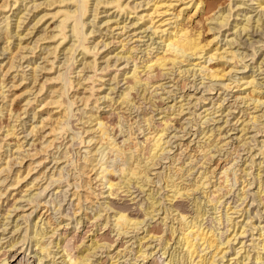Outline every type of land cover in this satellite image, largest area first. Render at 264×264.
I'll use <instances>...</instances> for the list:
<instances>
[{
    "label": "rangeland",
    "instance_id": "rangeland-1",
    "mask_svg": "<svg viewBox=\"0 0 264 264\" xmlns=\"http://www.w3.org/2000/svg\"><path fill=\"white\" fill-rule=\"evenodd\" d=\"M107 1H111V0H107ZM201 1L203 2V4L205 6H206V4L207 5L209 4V7L208 6H207L208 8L206 7L207 11L205 10L206 12H204V14L201 13V12L200 13H197V12L193 13L194 8H189V9L185 10V12H187L186 13L187 15H184V16H189V14H190V16H189L190 18L189 17L188 18L191 19V20H188V18L186 19V21H188V22H186L187 26H191V28L188 27L189 30H191L190 32L192 34H196V32L200 31L201 35L199 37V40H200V42H202V43L204 42L205 43V42H207L208 40H210L212 38V31L207 30V27H208L207 24L210 25V26L211 25L213 26V24H214V21L211 24V22H209L207 20V18L211 17V16H208V15H211L212 12H213V14H215L219 10H222L225 7V5L227 4L228 0H201ZM230 1H231V5H232V9L233 10H231V12H230L231 13V17L228 19L229 20L227 22L228 25H226V27L224 26L221 29H219V31L215 30L216 35L218 34V37H217L218 39L217 40L220 41V43L218 42V46L222 45L223 47L227 48V45H225V41H226L225 39H229L232 36H234L235 34H237L239 31H241V30H239V31L235 30L236 33L234 34L233 33L234 29H229V28L232 27V23L234 25V21L233 20H235V18L238 21L237 29H238V27H241L243 23H246V20H244V19L248 15H250V19L252 20V21H250V19H249V21L252 22V23H250V22L248 23V27L250 29H247L244 32L243 31L239 32L238 33L239 37H237L238 35H236V37H235L236 41L234 40V42H232L234 45L230 44L231 47L229 46L230 50H232V51L238 49L236 51L237 54H239L240 56H243V59L241 61H238V63H236V68H237V69L235 68L236 72H233V74H232V76L234 78L231 79L232 78L231 77L230 78L231 80L228 81V84L231 83V85H230L231 87L229 89H226V90L225 89H221V88L219 89L218 83L221 82V81L218 82V81L215 80V82L214 81L213 82H214V84L215 83H217V84L212 85L213 88L215 87V90H211V92H207V91L204 90L203 86L208 84L209 80L200 78L201 76L198 75L197 72L195 74H193V72H192L193 70L191 72L189 71L190 73H192V75H188V73H189L188 72L187 74L185 73V74H183V76H181V75H177L178 71L176 72L175 68L171 72L170 71L168 72V69H163L164 73H165V75H164L163 70L159 69L158 67H156L158 70L156 68H152V71L150 70L152 73L149 71V74L147 73L148 74L147 75L145 73L146 74L145 75L144 72L141 71L142 70L141 67H139L138 75L142 78L141 79V84L144 83V82H147V81L150 82L147 85L148 86L147 87L148 90H147V92H145V95H146L147 98L151 97L150 99H152V97H153L152 102L154 103V105L155 104L156 105L152 109V108H150L152 106L147 101L148 99L146 101L140 100V96H138L137 94H139L140 89H142V87L136 85L135 89H136V87H138V88L136 90L134 89L133 91H130V93H134L133 95H134L135 101L137 100L138 103H140V104L138 105V103H137L138 107H131L132 105H130L129 107H131V108L127 109V111H126V108H124L123 110L126 111V113L124 111L122 112V109L119 110L118 107H120V106L116 105V104H118V102H117L118 98L117 97H119L120 92H122L124 87H126V85H127V84H123V83L126 82V80L128 81L130 79V75L129 74L131 73L130 70L133 67L132 64L133 63L139 64L141 62V60L146 57V55L144 56V51H146L145 49L147 48V47H145V44H146V46L149 45L148 48H147V51H146L147 53L149 51V53L147 55L148 57H152L156 53H158V52L160 53L161 52L160 51L161 49H159L161 44L158 45V43H157L158 39H155V37L153 35L150 36L148 34L149 32L145 31L144 33H139L135 37V38L141 37L140 38L141 41L132 42L134 40V37H132V39H133V40L131 39L132 41L129 38V37H131L130 34L133 31V30L130 31V29L132 27L126 28L125 32L123 31L122 33H119L120 29H115V30L112 29L111 30V28L115 27V24L112 23L114 20H117V22H119L118 26H121L122 25L121 21H123V19L125 18V15L123 16L124 18L121 17V15L113 17L114 13H112V12H114V8L112 9L111 5H105L106 7L103 6V5L102 6L99 5L98 11L100 13L95 18V20H94L95 22L92 23L93 21H91V20H93V19H92L91 15H92L93 12L91 10L93 9V7H92L93 5H92V3L91 4L89 3L87 5L89 9H87L88 11L85 14V16L82 17V18H84L83 21L87 20L85 22V26H84L83 31L85 33L87 32V34H88V32L93 31V33L91 32V33H89V35H87L88 36L87 37L88 40H86V42H85L87 46H92V44L94 45L95 42H97V41L99 42V40L102 41L101 43L99 42L100 44L98 43L99 45L96 46V48H98V47L99 48L98 49L95 48L96 50L94 49V52L97 51L96 54L98 53L95 56V58H96V64H98L99 68L101 67L100 70L97 69L96 72H93V71H89V69H88V70L79 72L78 70L81 67V65L79 64L80 61H78V60L80 59V57H81L80 55L81 54L76 56V58H75L76 61H72L71 60L69 62V67H66L67 64L65 65V63L63 64L64 65L63 66L62 65V61L64 60L63 59L64 57H63V55H61L62 54L61 51L58 53L57 58H55V60L52 59L51 57L46 58L47 59V63L44 64L46 62V60L43 57L46 55V53H44L45 50H43L42 47H46L49 44L50 45L49 47L52 48L53 45L55 46V44H57L58 40L60 42V39H59L60 36L58 35L59 32H58V29L55 30V26H56L55 24L59 22V19L61 17L60 18L58 17V15H60V14H58L57 17L55 15L52 16V14L55 13L57 10H62L64 8H66V6L69 5V4L58 3V2H56L54 0H23V1L22 0H18L13 6V0H7L6 1V3L9 2L10 4L8 3V5H11V6H8L4 11L0 10V13H1L0 14V18L3 15H6V16L8 15V17H9L8 20H7V21H9V27L8 28L11 27L10 29H14L15 23L17 21V17L15 16V13H17L20 10V13H19L18 16L21 17V15L23 14L22 18H20L22 23L20 24V27L17 29L20 36H18V39H16V36H14V37L9 39V44H10L11 49L18 42V47L17 46L15 47V49H16L15 51H16V55L17 56L20 55L19 56L20 59H19V63L15 62V64H17V65L21 64V67L18 66V68L16 67V68H14V70L12 68L11 69L12 72L10 71L11 74L9 76L6 75L5 78H2L1 74L3 72H0L1 73L0 74L1 81H4V84L9 85V83L11 82L12 75L17 74V75H15V78H16L15 80L16 81L13 82L16 85V84H20L19 81H17L18 78L20 79V76H25L26 75V77H24L25 79L22 80L23 82H21V85H19L18 87H15V88L13 87V88L9 89L8 86H6L5 88H3L4 90L6 88L8 89V91H9L8 92L9 94L7 93L8 94L7 95L8 98H11L10 95L13 92H15V94H18V93L23 91L22 86L28 84L29 81L27 82V80H28V77L30 75L29 73H31L30 72V68H32V67H35V66H37L39 64L41 66H43V65L46 66L45 71L40 70V71L36 72V74L38 73L37 74L38 75L37 82H39V83L44 81L45 77L54 76L59 71H60V73L62 71H63L62 73H64V72L67 73V72H69L68 70L71 69L72 71L70 70L71 72L69 73L71 81L74 80L75 82L74 81L73 82L76 83L77 82V75H79L78 78L79 79L81 78L79 80L81 84L83 82V85L86 86V87L87 86L89 87V84L90 85L91 84L94 85V89L90 90V92H86V94H89V93H92V91H94L92 93V95L94 97L93 96L90 97L92 99H91L88 107L87 108L83 107L81 105V103H79L78 101H77L78 103L76 102V104L73 107L74 110H73L72 113H74V114H72V115L74 117L72 115H70L69 118L71 116L72 117L70 118V120L68 119V121L71 122L70 126L72 127L73 130L76 131L78 128L80 130L82 128L83 129L86 128L84 126V124L82 123L83 121H85V120H83L84 116H86V114H83V111H87V115H88V110L92 106L91 102H94L95 97L97 96L96 98L100 99L98 101V103H96V105L98 107H97V109L93 108L92 110H94L96 112L94 113V111H93L92 113H94L95 115L98 114V117L100 116L99 118H103L104 120L105 119L107 120L106 125L107 124L109 125V126L107 125V130L110 129L109 130L110 132L109 131H107V132H109L110 133L109 135L112 136V137L115 135L113 137V139L115 138L116 139L115 141L118 142L119 145L121 144V146H122L121 140L123 138V135L125 134V133L121 134V131H119L120 130V126H122L123 130H125L129 126V124H131V126L134 129V131L136 130L135 134L138 137L137 139L138 140H142V135L145 133V131L143 132L142 130H143V128L145 129V127H147V124H148V122L147 123H143V122H145V121H143V120L146 119L145 117H148L146 115L152 116V120H150V123H152V124H150V123L149 124L152 125L154 127V129H156V131H158V129H160V130L164 129L165 126H166V123H169V125H167L165 130H164L165 133L163 132L165 136L163 135L162 139L164 141L169 139L170 143H168V144L166 143L165 146L162 145V147H164V148L166 147V148L164 150V153H162L163 156H162V154L160 156V157H162L160 159L161 161L159 160V163L156 165V167H153L154 168L153 170H149L147 175L149 176V181L148 182H150V183L148 184V182L142 183L141 181H138L139 182L138 185L142 184V188H143L144 191L143 190H139L135 185H132V182H131V185L134 186V187H132L129 184L130 186L128 185V187H129L130 190H129V192H125L126 191V185L124 186V182L122 183L121 180H118L119 178H117L118 177V173L117 172L113 173L112 177H110L109 175H106V178L109 177L112 181L121 183L125 189L124 188L121 189L122 185H117L116 187H113L114 190L112 189L113 190L112 191V195H108L107 187L100 185V186H98V189L100 190V192L102 194L99 195L98 198L95 199V198H92L90 196V198H88V202L84 201L83 198L80 199V201H78V206L82 208L81 211H80L78 206L76 207V209H74V205H75V203H77V200L75 199V197L73 199L71 197V195H72V193L74 192V190L76 188H77L76 190H79V191H76V193L79 192L78 194H80L81 191H82L83 193H81L80 195H85V193H84V188L85 187H84L83 184H84V181L86 180V178L84 177L85 175H81L79 173H78V175H73L72 173L77 174V172H78L75 169L74 166H75V163H77V165H78V164H81V162H82L81 156L84 154L83 151L85 149L84 146H86L87 137H85L86 136L85 133L84 134L82 133L83 129L81 131L78 129L77 131L79 133L80 132L82 133V134L80 133L82 139L79 138V140L81 139L79 141L77 138H75L74 139L75 141L72 140L73 141L72 142L70 140L71 132L67 131V133H65V136L63 135L60 138L58 137L56 139L57 141L55 140V145L59 144V146H60V148L58 149L59 151L62 150V149H63L62 151H64V149L69 151L68 152V156L71 155L70 158L73 159V162L69 161V163H65L66 164L65 166H64V163L59 164V166L57 164H54L53 163L54 161L51 160L52 159L51 154L56 152L57 150L55 148L52 149L50 151V154L47 156V159L45 158L46 160H44V162L42 163L43 165L36 166L34 171L32 172V175H31L32 177H30L29 179H25L27 181H24L22 183V185H24L26 183H29L31 181V179L34 177V175H36L38 170H41L43 172L44 176H41L42 178L41 179L39 178L36 182H34V184L32 183V185H31L29 183L26 186L27 188H29V186H30L31 189L29 188L27 190L26 187H22V189L25 190V191H23V193H22L24 195L23 198L20 199L19 195H15V194H17L18 190H14V192H13L14 195L12 196L11 195L12 191H10L9 189L7 190V187H8L7 185L10 183L9 181L12 179V172L14 173V170L18 168V165H16L14 163L15 162L14 158L18 154V152H16V151H20L19 154H18L19 156H17V159L20 158V157H23L24 158L23 160L25 161L26 158L22 154L23 153L25 154L26 151L30 150L31 142L33 143L35 141V138H36L35 132H33L35 135L33 133L31 135L28 134V132L30 131L29 129H31L29 127L32 126V125L38 124V121H39L38 120L39 119L38 118L39 112H37V110L39 108H35L34 110H33V108L34 107H38L39 102H41L42 99L45 97L46 93L44 92V90H45V87L46 88L48 87V84L45 83L46 86L44 87V90L41 91L42 93L39 94L40 96L39 95L36 96V98L38 100L36 99L35 101H32V103H31V100L34 98V96H33V95H35L34 93H37L36 88H38V85H35L36 88L35 87L32 88V89H35V90L34 91L32 90L31 94L29 92L27 95H22L20 97H17L15 99V101H13L14 103L12 104L13 105L12 108H14L16 110L17 109L18 110L19 109H21V110L23 109L22 111L19 112L20 113L19 118H17V120L13 121L14 119L13 118H9L8 112L5 111V110H2V112L0 114V138L5 134V129L10 128L11 125H14L12 130L15 131L14 132L15 136L18 135L17 136L18 140L20 139L19 143L22 144V145L20 144L21 145L20 149L25 151V152H23L21 150H18L16 148L17 146L14 144L15 143V139H13L11 137L6 139L5 142H2V144H3V145H1L2 149H0V153H1V156H2V157L0 156V159L2 158L0 160V163L1 162L3 163V161L5 162V160L8 161L10 159L8 162H9V165L11 167L9 173H8V171H4L5 173L2 172L0 174V191L2 192V194H4V195H2V197L0 199L1 200L0 201L1 202L0 203V206H1L0 207V215H1V213L3 214L4 210H6L13 203L14 200H12V199L14 197H16L15 200L18 199L14 203V207H16V208H12L13 210L9 209L10 210L9 213H11V214H9V218L6 217L5 219H3L2 215L0 216V261L3 258L10 259L9 256L11 255V253L13 251H9L7 245L9 244V242H11L10 240H13L15 242H19L20 241L19 239L22 238V235L27 236L26 238H24L25 236H23L24 243H25L23 245V249L26 248V252L25 253L29 254V251L31 249L32 250H33V248L35 249V247L33 245L34 242L31 239L32 236L34 235L33 233L39 232V230L42 229V230H45V231H43L44 233L47 232V234L45 235L46 237L44 236V239H42V241H45L46 243L49 244L48 248H50V251H52V252H59L62 249H65L66 252H68V253L71 252L69 254L71 256H73V257L74 256L77 257L79 255H86L91 260V262L93 264H112V263H114V264H129L130 263L131 264V263H133L135 255L138 254V253H136V250L138 249L137 247H140V245H143L144 242L147 241V237H146V241H145V239H144V241L142 239L140 241V245H138V240H136L135 237H134V235H136V234H134L135 232L131 233L130 230H129L130 233L128 232V234H125L126 236L122 235V234L117 235L116 231L114 232V230L116 228H113V225H112L113 223L111 221L112 211H116V210L120 211L121 209L122 210L125 209L123 212L126 213L128 216L131 215L129 217H131V218L134 217L136 219H144L143 217H145V216H144V212L143 211H144V208H145L146 204L150 201V200L147 199V196H148L149 193L153 192L152 193L153 199L154 200L159 199V201L158 200L156 201V202H159L158 205L155 204L156 206L154 207V208H156L155 210H158V214L154 213L155 217L153 216V219H149L148 216H147L148 218L145 217L146 219H145V221L143 220L144 222L142 221L143 222V223H141L142 225L140 224V226H138V227H141L142 229L140 228L141 230H138L137 236L138 237L143 236L145 234V228H146L148 230L149 234H154L155 235L157 233L156 236H160L161 237V235H162L161 239L168 238L169 231L166 230L165 228L167 226H169V224H171L170 223L171 219H169V220L167 219L166 220L165 223L168 224L166 226L163 225V222L161 221V217L163 215L162 214L163 209L166 206H169L168 201L164 199L165 189L161 188L164 185V180H165L164 177H163L164 175L162 176L163 171H164L165 176L168 174L167 171H168L169 167H167V166L169 165V162H170V158H168V157L169 156L171 157L175 153L179 152V150H178L179 149V144H177V143H182L183 142L182 143L183 146H181V149H184L185 144H187L188 145V147H187L188 149L187 150H191V149H192L191 151L196 150L195 149L197 147L196 144L197 145H201L203 143V140H205L204 137L206 138V136L209 135V132H207V131L210 130V129H212V130L214 129L213 130L214 135H217V133H219V136L216 137V138H218L217 142H220V143H218V145H219L218 147L222 148V149H220L218 151H215L218 148L210 147L211 148L210 151L212 150L211 152H212V155H213V157H212L213 161L210 164L214 163L212 167H214L215 165L220 163L223 160V157H225L224 155H226L227 152L228 153L230 152V154H229L230 156H228V159H231V161L229 162V164L233 163V164H237V167H240V168H247V167H249V168L245 169L246 175L243 174V172H240V170L236 172V176H238V178H239L238 179L239 181L237 180L236 183H235V181H233L234 179H232L233 178L232 177L233 174L231 172L230 173L232 174V176L228 172L229 176H228L227 180H225L226 178H225V176L223 174H219V173L216 175V177L211 178L212 181H215L216 183H220L221 184L222 188H221V191H219V193L221 192L222 194H225V192L227 191V194H225L224 197L222 198L221 204L219 205V208L217 210L218 212L217 211L213 212L212 209H209V206H205V208L208 207V208L205 209V210H208V211L207 212L205 211L206 213L203 216L205 218L204 221H203V223H204L203 225L206 226V228L210 227L209 225H212V226L215 225L214 227L218 228L217 231L223 232V234L226 232L224 235H227V234H230V233L232 234L233 232L230 231L232 228L229 231H225L227 222L224 221V218H223L224 222L222 223L223 225L222 224H220V225L216 224L215 219L217 217L219 218L220 217L219 215L220 214L222 215L224 213V210H225L224 208L225 207L230 206V207H232L231 209H233L234 208V204L239 205L241 203V200L236 201V199L238 198L237 195L239 194L240 187L242 185H244L245 186L244 187L245 190L246 189L248 190V191L246 190L248 192V194H247V197L245 199V203H242L241 204L242 206L239 205L238 208L245 207V209L250 210L251 217H252L251 220H253L252 221L253 224L257 225V222H261L260 226H262V227L264 226V211H263L264 210V161H263L264 160V157H263L264 154H260L259 152H257L259 149L262 148L263 149L262 151L264 153V147H262L263 144L261 145L262 141L264 142V116H261L262 111L264 110L263 109L264 107H261V108L258 107L259 109L256 111L254 108H252L251 102L250 103L244 102L245 106L243 107V102H241V101H244V100H241L240 98H242L244 96V94H242V92H241V94H238L240 92V91L238 92L240 87L237 90L238 86L236 84L237 82L240 81V79L242 80V78H244L243 80L248 79L250 75L254 77L255 81L256 80L259 81L258 83H261V86L264 84V24L261 25V27H262V28L260 27L261 29L258 27V29L255 31L256 27H255V23H253V20H255V18L258 17V14H257V10L258 9L257 10L254 9L255 6H256L255 4H251L252 2H250L248 0H233V1L230 0ZM120 2H122V3L124 2L123 4L128 3L129 5L132 6V4H136L137 5L138 3H140V5H141L142 2H144V0H122ZM234 4H235V6H234ZM239 4H240V7H239ZM34 5L36 6V8H35ZM236 6H238V7H236ZM9 7H10V10L8 11ZM69 7L71 8V5H69ZM145 8H147L145 5H141L139 7L137 6L136 10H134L133 13H131L132 14L131 16H133L132 19L128 17L125 20V22H124L125 25H127V26L130 25L129 23L131 21L132 22L135 21L136 22V26L140 25L141 21L133 20V18H136V15L138 16L139 13L140 14L143 13V10ZM238 8H243V9L238 10ZM105 9L107 11H104ZM225 9H227V7ZM208 10H211L210 11L211 13ZM191 13L194 14V15H192ZM205 13H206V15H205ZM225 13L226 12H224V14ZM198 14H200V16ZM213 14H212V16H213ZM236 14H239V15L237 16ZM256 14H257V16H256ZM204 15L207 18H205ZM244 15H245V17H244ZM197 16H199V17H197ZM234 16H237V17H234ZM54 17H56V18H54ZM34 18H37V19H34ZM39 18H42V21L40 19V22H38L36 25H34V28L31 29V27H32L31 25H33V22H35V20H39ZM202 18H204V19H202ZM262 19H263V17H261V20ZM106 20L107 21L110 20V21H108V24L107 23L105 24ZM261 20H260V22H258L259 25L261 23ZM137 22H139V23H137ZM199 22H201V23H199ZM263 23H264V19H263ZM45 24H47V25L45 26ZM189 24H191V25H189ZM250 24H253L254 28L253 27L251 28L250 26H252V25H250ZM108 25L110 26V28H109L110 30L106 29L107 27H109ZM2 26H4V23H0V27H2ZM43 26H45V27H43ZM24 28H29V31L32 30V32L30 34H28V35H25ZM42 28L46 29L45 32L48 33V35H49V33H51L50 35L54 34L57 37H55L53 39L52 38L51 39L47 38L48 40L44 39L45 41L43 40V41L36 42L37 41L36 40L37 36L40 35V33H37V32L42 30ZM52 28L54 30H52ZM67 30H69V27H67ZM136 31H141V30L137 29ZM69 32L70 31H66L67 36H70ZM221 34H223L224 36H220ZM148 35L150 37H152V39L154 38L153 41H157V42H155L154 44L153 43L151 44L152 39L150 40ZM108 42H109V44L106 45L108 47H105L103 44H106ZM120 42L126 43L125 47H127V46L131 47V45H132V46H134L136 48L135 50H132L133 52L131 50L129 51L131 59L125 60L123 58V57L127 56V54L122 53L123 50L120 49V47H119V43ZM63 44L64 43H62L61 45H63ZM211 44H212V42L209 44V46H211ZM1 45H2V43L0 42V47H1ZM151 46H153V47H151ZM60 48H61V46L58 47V49H60ZM150 49L152 50L151 52H150ZM106 53H107V55L104 56ZM131 53H132V55H131ZM116 54L118 56L119 55H122V56L124 55V56L120 60L118 59L119 61H117L116 58L118 56ZM103 56H104V58H102ZM115 56H116V58H115ZM5 57H7L6 52L4 53V51H1L0 52V63L1 62L3 63V65H1L2 69L0 68L1 71H3L6 68V67L4 68V66L6 64L5 61L7 60ZM105 57H106V59L108 57H111V58L107 59L108 61H105ZM244 57H246V58H244ZM42 59H44V60H42ZM88 59H91V58H88ZM16 61H18V59ZM51 61H53L52 64H51ZM126 62H127V64H126ZM49 64L52 65V66H50ZM71 64H72V66H71ZM183 64H185V62ZM242 64L247 65V67H244V65H242ZM40 65L37 66V67H40ZM104 65H105V67L103 68ZM257 65L258 66L260 65L259 67L261 69L256 71V68L257 69L259 68V67H257ZM70 67H72V68H70ZM167 67L170 68V65H167L166 68ZM187 67H189V66H184L183 65L181 67V69H184V68L186 69ZM57 70H59V71H57ZM101 70H103V71H101ZM165 71H167L168 74H166ZM251 72H253V73H251ZM77 73H79V74H77ZM126 74H127L126 79H123V75L125 77ZM196 75H198V76H196ZM73 76H76V77H73ZM113 76L116 78L117 81H115V80L112 81L111 80L113 78ZM176 76H177V78L178 77H182V78L184 77L185 78V83L188 82L187 84H189L191 82L190 80H193L190 84L193 87L195 86L193 88L189 84L188 86L186 85L189 88H185L184 89V90H187V92L193 93L194 97L191 99L188 96H185L184 100L181 101V104H183L182 105V107H183L182 108V113H180L181 115L177 114L178 106H179V103L177 101L182 99L181 97H179L181 92L177 91L176 90L177 87L174 85L175 84L174 82L176 80H180L181 78L176 79ZM88 77L90 79L92 78L91 81L94 80V82L93 83L90 82V79ZM86 78H87V80H86ZM3 79H5V80H3ZM173 79H176V80H173ZM118 80H119V82H118ZM142 80H144V82ZM200 80L203 81L202 85L200 83L202 81H200ZM116 82H118L117 85L115 84ZM193 82H195V83L192 85ZM226 83H227V80H226ZM137 84H139V83H137ZM150 84L151 85L154 84L153 87H151ZM160 84H161V87L158 86ZM211 84H213V83H211ZM155 85H157V86H155ZM198 85H199V87H198ZM149 86H150L151 89L149 88ZM29 87H31V85H29ZM157 87H159V88H157ZM241 87H243V86H241ZM263 87L264 86H262L260 89H261V91H263V94H264V88ZM99 88H101V89H99ZM110 88H112V91H110ZM98 89H99V91H96ZM231 89H233V90H231ZM235 90H237V91H235ZM224 91H227V92H224ZM68 92H69V96H71V94L74 93L70 89H69ZM4 94H6V93H4ZM105 95L108 96V98L110 96V99L115 101L116 104L114 103L113 107H110V108H108V106L105 107V105H106L105 101L107 99V98L103 99V96H105ZM133 95L130 94V97L133 98ZM201 95L204 98H208V99H203L204 101L200 100L201 102L199 100L195 101V99L197 97L200 98ZM235 95H236V97L238 95V97H237L238 99L236 101H235L236 98L234 99ZM86 96H88V95H86ZM221 97H224V102L221 99L219 100V98H221ZM26 98L28 100H30V101H29L28 105L24 106L22 104L23 103L25 104L24 101H25ZM219 101L220 102L222 101L223 107L220 108L219 112L217 111V113L216 112L213 113V111L217 109L216 107H217V104L219 103ZM0 103H2V102L0 101ZM6 103H7V101H6ZM245 103H247V105ZM249 105L251 107H249ZM6 108H8V107H5V109ZM135 108H137V109H135ZM160 108L162 109V111L159 110ZM79 109H82L83 111H81ZM204 109H207L206 110L207 112H205V111L203 112ZM243 109H245V110H243ZM242 110H243L244 113L241 112ZM34 112L38 113V114L36 113V115H35V120L32 117ZM151 112H152V115H151ZM82 114H83V116H82ZM123 114H124V116H123ZM255 114L257 116H261V117H259L257 119L258 123L255 122L256 125H255V123H253L251 121V117L255 116ZM80 116H81V118L83 117L81 119V121H80ZM119 116L123 117V119L120 118ZM125 116H128V117H125ZM142 117H144L145 119L142 118ZM225 119L227 120L228 123L225 122ZM128 120H130V121L128 122ZM118 121H119V123H118ZM124 121H126L127 124ZM136 121L138 123H140V124L138 125V123ZM82 124H83V126H82ZM144 124H145V126H144ZM81 126H82V128H81ZM136 126H138V127H136ZM139 127H143V128L139 129ZM241 128H244V129L242 131H240ZM201 129H202V131L204 133H206L205 136H203L202 132H200ZM152 130H153V128H152ZM112 133H113V135H112ZM15 136H13V137H15ZM34 136H35V138H33ZM252 136L254 137V139H253ZM241 138L244 139V140L242 142L238 143V140H240ZM209 139H210V137H209ZM253 140H255L256 143ZM83 141H84V143H83ZM205 141H207V140H205ZM66 142H67V146L65 145ZM71 142L73 143L72 145H71ZM35 143L37 144V140L35 141ZM81 143H82V145H81ZM244 143H247L248 145L244 144ZM223 144H225V145H223ZM125 145H127V144H125ZM244 145L248 146L251 151L248 152ZM259 145H260L261 148H258ZM240 146H241V148H240ZM234 147L238 148V150L236 149L237 152L239 151L238 153H234L232 151V149ZM166 149H168L169 151L167 150L168 152H165ZM182 152L185 153V151H182ZM20 153H21V155H20ZM141 153L145 157H146V155H148V154H146L147 150L144 151V153L143 152H141ZM183 153L180 154V159L178 160L179 164H180V162L182 160L184 161L185 158H186L185 156H184L185 158L182 156ZM233 153L236 154V155H233ZM58 154H59L58 151L56 153H54V157L56 158V156H58ZM214 154H215V156H214ZM108 155L110 156V154H108ZM108 155L106 156L108 166H111V164L114 165L112 160H110L108 158ZM250 155H253V156H250ZM219 157H221L220 159H222V160L218 161ZM250 157L253 158L251 164H250V161L248 160V159H251ZM112 158H113V156H112ZM164 158H166V159H164ZM197 159H199V158H197ZM115 162L118 163V161H115ZM221 164L223 165L224 162L221 163ZM42 166H44V167H42ZM60 166H64L63 170L58 169ZM198 166L199 165H195L194 166L195 169L193 168L194 170L192 169L193 171L189 172V173H191V176H188L187 180L188 179L191 180L192 177H197L199 175L198 172H200V171L202 172L203 171L204 167H199L198 168ZM184 167L188 168L187 164L184 163ZM108 168L110 169L112 167H108ZM184 169H182L181 173L184 171ZM216 169H217V167H216ZM56 170L57 171L59 170V173ZM73 170H75V172ZM60 171H61V173H60ZM196 171H197V173H196ZM219 171H221V169H217L216 172H219ZM6 172L8 173V175H7ZM156 172L157 173L161 172V176H159L160 174L158 175ZM86 173H88V175H90V172L87 171ZM155 174H157V175H155ZM185 174L187 175L188 173H185ZM186 175H185V177H186ZM79 176L82 179H78L77 177H79ZM47 177L50 180H48ZM218 177H221V178L218 179ZM52 178H54L53 181L51 180ZM243 179L245 181L249 182V183H252L251 186L249 185V183L246 184L247 182H244L243 184H241V180H243ZM75 180L76 181L78 180V181L75 182ZM157 180H159V181H157ZM48 181H49V183H48ZM246 185H248L250 187H248ZM94 186H95V184L92 185V187L89 189V191L93 190ZM44 187H46V189ZM43 188H44V191H43ZM257 188H259V189H257ZM210 189H212V188H210ZM5 191H6V193H5ZM141 191H143V192H141ZM94 192L97 193L98 191L95 190ZM254 192L257 195H255ZM32 194H33L34 197L32 196ZM200 195H201V193L199 191H195V192H193V196L191 195L190 197H186V198H184V197L183 198H178L176 202L179 205V207H181L180 206V204H181L182 205L181 208H183V207L185 208V209L183 208V210L187 211V215L188 216L189 215L191 216V215H193L192 210H194V206H193V203H192V198H193V200L196 197H200L201 198L202 195L201 196ZM252 195H253V197H252ZM29 198H32L33 202L31 204H29L30 203L28 201ZM90 199L93 201V203H92V201H90ZM26 200H27V202H26ZM36 203L38 204L37 206H36ZM90 203H92V204L90 205ZM82 204H83V206H82ZM34 207H36V208H34ZM77 208L79 209V211H77L78 210ZM160 208H161V210H159ZM83 211H84V213H86L85 214L86 216L82 214ZM186 211H185V213H186ZM159 213H161V214H159ZM234 214L235 215L238 214L236 216H239L240 213H233V215L229 214L230 216H232L231 218L233 219V221H237L239 217L235 218ZM46 215H48V217H50V219H51L50 226L53 225V224L54 225L51 226L50 228L47 227V225H43V228H44L43 229L41 224L44 221H40L41 219H39V218H42V220H43ZM97 215H99V216H97ZM213 215H215V217ZM245 215L247 216V214H245ZM259 216L261 217L260 219L258 218ZM107 217H108V219H107ZM242 217H243V215L239 219H241ZM189 219L190 218H188V220ZM106 220H108L109 223L105 224ZM209 221H211V222H209ZM173 222L175 223L176 221H173ZM146 223H148V225H146ZM4 224H7V225H4ZM33 224H35V226H34L35 228L34 229H33ZM55 224L57 226H55ZM239 224H240V222H238L236 226L233 225V228L234 227L237 228V226ZM173 225H175V224H173ZM143 226H144V228H143ZM4 227H6V230L3 232L2 230H3ZM52 227L54 228L53 231H51ZM17 228L19 230L14 232V230L17 229ZM236 228H234L235 229L234 232L236 231ZM25 230L27 231L26 234L24 232ZM152 231L155 232V233H153ZM163 231H165V232H163ZM254 232H256V230H254ZM231 234H230V236H231ZM263 235H264V230H263ZM254 236H256V235H254ZM17 237H19V238H17ZM247 238L249 239L250 236H248ZM247 238L245 237L243 239V241L247 240ZM6 241H8V242H6ZM141 242H143V243H141ZM171 242H172V240L170 241V243ZM246 242L248 243V241H246ZM158 244H159V241H151V244H150L151 247L155 246L153 249L150 247V249H152V251L154 253L153 254L154 258L152 257L145 264H148V263L149 264H152V263L156 264L157 263L155 261V258H157L160 255V253H161V250H159L160 248L158 247L159 246ZM110 245H111V247L108 248V246H110ZM146 245H147V243H145V246ZM145 246L142 247L141 250L145 249L146 248ZM173 246H174V244H173ZM173 246L171 245L172 249H173ZM56 247H58V248H56ZM15 248H17V246ZM147 249H149V247H147ZM150 249H149V251H150ZM172 249H170L169 251L171 252ZM246 249H247V247H246ZM158 250H159V253H157ZM178 250L180 251V248ZM119 252H122V253H119ZM182 253H184V251L181 252V254H179V256L180 255L182 256ZM250 253H252V252H250ZM61 254H62V252H59L56 255V257H57V258L55 257L56 263H54V264H63V262L61 263V259H62V257H60ZM29 255L32 256L33 254L30 253ZM29 255L26 256V257H29ZM20 256H22V255H20ZM162 256L163 255H161V257ZM263 257H264V255H263ZM47 259H49V258H44V260L42 261L43 263L41 262V264L49 263L47 261ZM114 259H116V261ZM159 259L163 260L162 258H159ZM32 260H33V258L31 257L30 261H32ZM152 260H154V261H152ZM161 260H159V261L161 262ZM182 261H183V259L179 260L178 261L179 264H181L180 262H182ZM160 262H158L157 264H161ZM139 264H142V262H139Z\"/></svg>",
    "mask_w": 264,
    "mask_h": 264
},
{
    "label": "bare ground",
    "instance_id": "bare-ground-1",
    "mask_svg": "<svg viewBox=\"0 0 264 264\" xmlns=\"http://www.w3.org/2000/svg\"><path fill=\"white\" fill-rule=\"evenodd\" d=\"M6 1L7 0H5V1L4 0H0V10L1 11H4L8 6H11V5H8L9 2L6 3ZM17 1L18 0H13V6H14V4ZM54 1H56L58 3L69 4V5H71V8L69 7V5H67V6L65 5L66 8H64L62 10H57L55 13L52 14V16L55 15L56 17H57L58 14H60V15H58V17L59 18L61 17L59 19V22L55 24L56 25L55 26V30L58 29V32H59L58 35L60 37L59 36L58 37L60 39V42L58 40L57 44H55V46L53 45L52 48L49 47L50 46L49 44L46 47H42L43 50H45L44 53H46V55L43 57L46 60V62L44 64L47 63V59L46 58L51 57L52 59L55 60V58H57L58 53L61 51L62 52L61 55H63V57H64L63 58L64 60L62 61V65L64 63H65V65L67 64L66 67H69V62L71 60L72 61H76V59H75L76 56L81 54L80 55L81 57L78 60V61H80L79 64L81 65V67L78 70L79 72L80 71H85V70H88V69H89V71H93V72H96L97 69L100 70L101 67L99 68L98 64H96V58H95V56L98 53L96 54L97 51L94 52V49L102 41L99 40L100 43L97 41V42H95L94 45L92 44V46H87L86 43H85L86 40H88L87 39V37H88L87 35H89V33H91V32L93 33V31L89 30L90 32H88V34H87V32L85 33L83 31L84 26H85V22L87 20L83 21L84 18H82V17L85 16V14L87 13V11H88L87 9H89L87 5L89 3L90 4L92 3V5H93L92 6L93 9L92 10L90 9L93 12V13L91 12L92 13L91 16H92V19H93V20H91V21H93L92 23L95 22L94 21L95 18L100 13L98 11L99 5H101V6L102 5L103 6L111 5V8L112 9L114 8V12H112V13H114L113 17L119 16V15H121V17H123L125 15V18L123 17L124 19H123V21H121V24H122L121 26H118L119 22H117V20H114L112 22V23L115 24V27L111 28V30L112 29L113 30L120 29L119 33H122L123 31L125 32L126 28L132 27L130 29V31L133 30L132 33L130 34L131 37L128 36L130 38V40L132 39V37H134V40L133 39H132L133 41L131 40L132 42L141 41L140 40L141 37H137V38H135V37L139 33H144L145 31H148L149 32L148 34L150 36L153 35L155 37V39H158V42L157 41H153L154 38L152 39V37H150L148 35L149 39L150 40L152 39L151 44L152 43L154 44L155 42H157L158 45L161 44V46L159 48V49H161L160 50L161 52L160 53L158 52L159 54L158 53H156V54L154 53L155 54L154 56L148 57L147 55H148L149 51H148V53L146 51H147V48H148L149 45L146 46V44L144 43L145 47H147L145 49L146 51L143 50L144 51V56L146 55V57L143 58L139 64H135V63L132 64L133 67L130 70L131 71L130 74L128 73L129 71L127 72L130 75V79L128 81L126 80V82L123 83V84H127V85H126V87H124L122 92H120L119 97H117L118 98L117 99L118 100L117 101L118 104H116L115 101L110 99V96H109V98L106 95L103 96V99L107 98L106 101H105L106 102L105 107L106 106H108V108L113 107V104L115 103L117 106H120L118 108H119V110L122 109V112L124 111L123 110L124 108H126V111H127V109H130L131 107H138V105L140 104V103H138L137 100L135 101L134 95H133L134 93H130V91H133L135 89L136 85L142 87V89H140L139 94H137L138 96H140V100L146 101L148 99L147 101L152 106V107H150L152 109L156 105V104L154 105V103L152 102L153 97H152V99H150L151 97L147 98L146 95H145V92H147V90H148V88H147L148 86L147 85L150 82H148V81L144 82V80H142L144 83L141 84V79L142 78L138 75L139 67H141L142 70L141 69L140 70L143 71L144 74L145 73L149 74V71L150 70L152 71V68H156V67H158L159 69H162V70L163 69H168V72L169 71L170 72L173 71L174 68H175L176 72L178 71L177 75H181V76H183V74H185V73L187 74L189 71L191 72L193 70L192 71L193 74H195L197 72L198 75L201 76L200 78L209 80V81L207 80L208 84H206V85L204 84L205 86H203L205 91L211 92V90H215V87L213 88V86H212V85L217 84V83L214 84L215 80L218 81V82L221 81V82H219L220 84L218 83L219 89L220 88L221 89H225V90L229 89L231 87L230 86L231 83L228 84V81L234 78L232 76V74H233V72H236V69H237L236 68V63H238V61H241L243 59V56H240L239 54H237L236 51L238 49L234 50V51L230 50V47H231L230 44L234 45L232 42H234V40L236 39L235 37H236V35H238L239 32H241V31L244 32L247 29H250L248 27V23L250 21H252L250 19V15H248L246 13L249 16L248 17L246 15L247 17L244 19V20H246V23H243V24L241 23L242 26L238 27V29H237L238 21H237L236 18H235V20H233L234 21V25L232 23V27L229 28V29H234L233 30L234 34L236 33L235 30L236 31L241 30V31H239L235 35L233 34L234 36H232L231 38L225 39L226 40L225 41V45H227V48H226V47H223L222 45L218 46V42L220 43V41L217 40L218 39L217 38L218 34L216 35L215 30L219 31V29H221L224 26L226 27V25H228L227 24V22L229 21L228 19L231 17V13L230 12H231V10H233L230 0L227 1V4L225 5V7L222 10L218 11L219 13L216 12L215 14H213V12L212 13L210 12L211 10H208L211 13V15H208V16H211L209 18H207L205 16L206 15V13H205L204 17L207 18V20L209 22H211V24L214 21L213 26L212 25L210 26V25L207 24V26H208L207 30L212 31V38L210 40H208L207 42H205V43L204 42L202 43L199 40V37L201 35L200 31L196 32V34H192L190 32L191 30H189V28H191V26H187V24H186V22H188V21H186V19L190 16V14H189V16H184V15H187L186 14L187 12H185V10H187L189 8H194V11L192 10L193 13H196V12L200 13L201 12V13L204 14V12L207 11V8L209 7V4L208 5L206 4V6H205L201 0H198V1L197 0H144V2H142L141 5H145L147 8H145L143 10V13H141V14L139 13L140 15L138 14V16L136 15V18H133V20L141 21L140 25H138V26H136V22L135 21L134 22L131 21L129 23L130 25H128V26L125 25L124 22H125V20L128 17L132 19L133 16H131L132 15L131 13H133V11L136 10L137 6L138 7L141 6L140 3H138L137 5L136 4H132V6H131L128 3L123 4L124 2L123 3L120 2L122 0H111V1H107V0H96V1L95 0H54ZM248 1L252 2L251 4H255L256 5V6L254 5L255 6L254 9H256V10L258 9L257 10L258 17L255 18V20H253V23H255V27H256L255 31H256L258 29V27L260 28L261 25L264 24L263 23V19H264V0H248ZM234 6H235V4H234ZM226 7H227V9H225ZM236 7H238V6H236ZM239 7H240V4H239ZM35 8H36V6H35ZM240 9H243V8H238V10H240ZM9 10H10V7H9L8 11ZM104 11H107V10L105 9ZM224 12H226V13L224 14ZM19 13H20V10L17 13H15V16L17 17V21L15 23L14 29H10L11 27L8 28L9 27V21H7L8 18H9L8 15L7 16L3 15L0 18V21H1L0 23H4V26L0 27V36H1L0 37V42L2 43V45L0 47V52L4 51V53L6 52V54H7V57H5L7 60L5 61L6 64L4 66V68L5 67L6 68L3 71L0 70V72H3L2 74L0 73L2 78H5L6 75L9 76L11 74V72H12L11 71L12 68L14 70V68H16V67L18 68V66L21 67V64H19V65L15 64V62L19 63V59H20V57H19L20 55L17 56L16 55V51H15L16 50L15 47L16 46L18 47V42H17L16 45L13 46L12 49H11L10 44H9V39L10 38L16 36V39H18V36H20L17 29L20 27V24L22 23L20 18H22L23 14L21 15V17H19L18 16ZM212 14H213V16H212ZM257 14H256V16H257ZM192 15H194V14H192ZM198 15L200 16V14H198ZM236 15L238 16L239 14H236ZM199 16H197V17H199ZM237 16H234V17H237ZM56 17H54V18H56ZM244 17H245V15H244ZM261 17H263L262 20H261ZM189 18H188V20H191ZM34 19H37V18H34ZM40 19L42 21V18H39V20H35V22H33V25H31L32 26L31 29L34 28V25H36L38 22H40ZM202 19H204V18H202ZM249 19H250V21H249ZM260 20H261V23L259 25L258 22H260ZM108 21H110V20H108ZM108 21L106 20L105 24L106 23L108 24ZM137 23H139V22H137ZM199 23H201V22H199ZM250 23H252V22H250ZM46 25L47 24H45V26ZM189 25H191V24H189ZM250 25H252V26H250L251 28L252 27L254 28L253 24H250ZM45 26H43V27H45ZM67 27H69V30H67ZM109 28H110V26L107 27L106 29L108 30ZM137 29H139L141 31H136ZM24 30H25V35H28V34H30L32 32V30L29 31V28H24ZM45 30H46L45 28L44 29L42 28V30L37 32V33H40V35L37 36V38H36L37 41L36 42L43 41L44 39L48 40V39H51V38L53 39V38L57 37L54 34L50 35L51 33H49V35H48V33H46ZM52 30H54V29L52 28ZM66 31H70L69 32L70 36H67ZM220 36H224V35L221 34ZM237 37H239V35ZM211 42H212V44H211V46H209V44ZM62 43H64V44L61 45ZM107 44H109V42L106 43V44H103V45L105 47H108V46H106ZM125 45H126V43H122V42L119 43L120 49L123 50L122 53L127 54V56L123 57L124 55L123 56L122 55L118 56L116 54L118 56L117 58L115 56L117 61H119L122 57L125 60L131 59L129 51L130 50L132 51V50L136 49L132 45H131V47L130 46L125 47ZM59 46H61L60 49H58ZM151 47H153V46H151ZM98 48H96V49H98ZM151 49H150V52L152 51ZM106 55H107V53L104 56H106ZM131 55H132V53H131ZM104 56L102 58H104ZM88 58H91V59H88ZM109 58H111V57H108L107 59H109ZM244 58H246V57H244ZM17 59H18V61H16ZM44 59H42V60H44ZM107 59L105 57V61H108ZM52 62L53 61H51V64H52ZM127 62H126V64H127ZM184 62H185V64H183ZM1 63H0V68L2 67L1 65H3V63L2 64ZM39 65H37V66H39ZM167 65H170L171 69L169 67L166 68ZM183 65L184 66H189V67H187L186 69L185 68L181 69V67ZM242 65H244V64H242ZM37 66L30 68V72L31 73H29L30 75H29L28 80H27V82L28 81L29 82H28L27 85H23L22 86L23 91L18 93V94H15V92H13L10 95L11 98H8V96H7L9 94L8 93L9 92L8 89L6 88L7 90L6 89L4 90L3 88H5L6 86H8L9 89H11L13 87L14 88L18 87L19 85H21V82H23L22 80L25 79L24 77H26V75L25 76H20V79L18 78V80H17V81H19L20 84H16V85L13 82L16 81L15 80L16 79L15 75H17V74L12 75L11 82L10 83L8 82L9 85L4 84V81H1V77H0V101L2 102V103H0L1 104L0 105V114H1L2 110L7 111L8 115H9V118H13L14 119V120L12 119L13 121H15V120H17V118H19V116H20L19 112L23 110V109L22 110L21 109H19V110L17 109L16 110V109L12 108V106H13L12 104L14 103L13 101H15V99L17 97H20L22 95H27L29 92L31 94V91L35 90V89H32V88H34L35 85H38V88L35 87L36 90H37V93H34L35 94V95H33L34 98L31 100V103H32V101H35L37 99L36 96H38L40 93H42L41 91L44 90V87L46 86L45 83L48 84V87L47 88L45 87V90H44V92L46 93L45 97L42 99L41 102H39L38 107H34L33 108V110L35 108H39L37 110V112H39L38 124L34 123L35 125H32V126L29 127V128H31V129H29L30 131L28 130L29 131L28 132L29 135H31L33 132H35L36 138H35V136L33 138H35V141L37 140V144L33 140L34 142L33 143L31 142V144H30V146H31L30 150L26 151V153L24 154L23 152H25V151L20 149L21 145H22L21 143H19L20 139L18 140V137H17L18 135L15 136V133H14L15 131L12 130L14 125H11L10 128L5 129V134L0 138V149H2V146H1V145H3L2 142H5L6 139L11 137V138L15 139V143L14 144L17 146L16 148L18 150L23 151L22 155L26 158L25 161L23 160L24 159L23 157H20V158L17 159V156H19L18 154H19L20 151H16V152H18V154L14 158L15 159L14 163L16 165H18V168L14 170V173L12 172V179L9 181L10 183L7 185L8 186L7 190L9 189L10 191H12L11 192L12 194L10 193L12 196L14 195V193H13L14 190H18L17 194H15V195H19L20 199L23 198L24 195L22 193H23V191H25V190L22 189V187H26L29 183L31 185H32V183L34 184V182H36L39 178L40 179L42 178L41 176H44L43 172L41 170H38L36 175H34V177L31 179V181L29 183H26V184L22 185V183L24 181H27L25 179H29L30 177H32L31 176L32 172L34 171L36 166L43 165L42 163L44 162V160L47 159V156L50 154V151L52 149L55 148L59 152V154H58V156H56V158L54 157V153H56L57 151L54 152V153L51 152L52 153L51 154V156H52L51 160L54 161L53 162L54 164H57L59 166V164L64 163V166H65L66 165L65 163H69V161L73 162V159L70 158L71 155L69 154L70 156H68V152L69 151H67L65 149H64V151H62L63 149L60 150V151L58 150L60 148V146H59V144L55 145V140L58 137L60 138L63 135L65 136V133H67V131L71 132V134H70V140L71 141L72 140L75 141L74 140L75 138H77L78 140H79V138H81V135H80L81 132L79 133L77 131L79 128L76 131L73 130L72 127L70 126L71 122H69L68 119L70 120V118L73 116L72 115V114H74V113H72L73 110H74L73 107H74V105L76 104L77 101L79 103H81V105L83 107H86V108L88 107V105H89V103H90V101L92 99L90 97L93 96L92 93L94 92V91H92V93L86 94V92H90V90L94 89V85L93 84H91V85L89 84V87L88 86L86 87V86L83 85L82 81H81L82 82V84H81L80 81H79L81 78L79 79L78 78L79 75H77L79 73L76 74L77 75V82L74 83L75 82L74 80H73L74 82L71 81L70 80V76H69V73L72 71L71 69H70L71 71L68 70L69 72H67V73H65V72L62 73L63 71L60 73V71L57 70L59 72L56 75L51 76V77H45L44 81L39 83V82H37V78H38L37 74L38 73L36 74V72L40 71V70L45 71L46 66L45 65H43V66L40 65V67H37ZM50 66H52V65H50ZM71 66H72V64H71ZM259 66L257 65V67H259ZM104 67H105V65L103 66V68ZM244 67H247V65H244ZM70 68H72V67H70ZM260 69H261L260 67L258 69L256 68V71L260 70ZM101 71H103V70H101ZM165 72H166V74H168L167 71H165ZM163 73H164V70H163ZM189 73H188V75H192V73H190V74ZM251 73H253V72H251ZM164 75H165V73H164ZM198 75H196V76H198ZM73 77H76V76H73ZM126 77H127V74H126L125 77L123 75V79H126ZM178 78H181V79L180 80H176ZM178 78L176 76V79H173V80H176L174 82L175 83L174 85L177 87L176 90L181 92L179 97H181L182 99L177 101L179 103L177 114H180V113H182V108H183L182 107L183 104H181V101L184 100V97L188 96L189 98L192 99L194 96H193V93H190V92H187V90H184L185 88H189L187 86L193 80H190L191 82L189 84H187L188 82L186 81L187 83H185V78L184 77L183 78L182 77H178ZM91 79H90V82L93 83L94 80L91 81ZM243 79L244 78H242V80L240 79V81L236 83L237 86H238L237 90L240 87V89L238 90V92L239 91L240 92L239 93L237 92V93L241 94V92H242V94H244V96L242 98L239 97L241 100H244V101H241V102H243V107L245 106L244 102H247V103L251 102L252 108H254L256 111L259 109L258 107H260V108L264 107V94H263V91H261V89H260L262 86H264V84L261 86V83H258L259 81H257V80L255 81L254 77L251 76V75L249 76L248 79H246V80H243ZM3 80H5V79H3ZM86 80H87V78H86ZM111 80L112 81L113 80L117 81L114 76H113V78ZM226 80H227V83H226ZM200 81H202V80H200ZM118 82H119V80H118ZM118 82H116L115 84L117 85ZM137 83H139V84H137ZM194 83L195 82H193L192 85ZM200 83L202 85L203 81L200 82ZM211 83H213V84H211ZM29 85H31V87H29ZM153 85H151V87H153ZM155 86H157V85H155ZM158 86L161 87V84L158 85ZM190 86H191V84H190ZM241 86H243V87H241ZM159 87H157V88H159ZM191 87H193V86H191ZM198 87H199V85H198ZM137 88L138 87H136V89ZM149 88H150V86H149ZM69 89L74 92L73 94H71V96H69V92H68ZM99 89H101V88H99ZM99 89L96 90V91H99ZM231 90H233V89H231ZM237 90H235V91H237ZM110 91H112V88H110ZM224 92H227V91H224ZM4 93H6V94H4ZM130 94L133 95V98L130 97ZM86 95H88V96H86ZM96 97H95L94 102H91L92 106L88 110V115H87V111H83L84 110L83 108H82L83 110L79 109V110L83 111V114H86V116H84V119H83L85 121L82 120L83 121L82 123L84 124V126L86 128L83 129L82 128L83 124H82L81 128L83 130L82 129L81 130H82L83 134L85 133V135H86L85 137H87V139H86L87 141H86V146H84L85 147V149L83 151L84 154L81 156V159H82L81 164L77 165V163H75V166H74L75 169L78 172L76 171L77 174H74V173H72V174L73 175H78V173H79L81 175H85L84 177L86 178V180L84 181V184H83L84 187H85L84 188L85 195H80L81 193H83L82 191H81L80 194H78L79 192L76 193V191H79V190H76L77 188L74 190V192L71 195V197L73 199L75 197V199L77 200V203H75V205L73 204L74 205V209H76V207L78 206V201H80V199H82V198H83L84 201H87V202H88V198H90V196L92 198H95V199L98 198V196L102 194L100 192V190L98 189V186H100V185L101 186H106L107 187V191H108V195H112V191L114 190L113 187H116L117 185H122V184L112 181L109 177L106 178V175H109L110 177H112L113 173H116V172L118 173V177H117V178H119L118 180H121L122 183L124 182V186L126 185V191L125 192H129L130 189H129L128 185L129 184L131 185V182H132V185H135L139 190H143L142 184L138 185V183H139L138 181H141L142 183L149 181V176L147 175L149 170H153L154 169L153 167H156V165L159 163V160L162 158V157H160L161 154L164 153V150L166 148V147L165 148L162 147V145L165 146L166 143L167 144L170 143L169 139H167L165 141L162 139V137H163V135L165 133L164 130H165L166 126L169 125V123H166V126H165L164 129H162V130L158 129V131H156V129H154V127L152 125H150V124H152V123H150V120H152V116L146 115V116H148V117H145L146 119L144 117H142V118L145 119V120H143V121H145L143 123H147L148 122L147 127H145V129L143 127H139V129L143 128V130H142L143 132L145 131V133L142 135V140H138L137 139L138 137L135 134L136 130L134 131V129L131 126V124H129V126L127 125L128 127L125 130H123L122 126H120V130L119 131H121V134L122 133H125V134L123 135V138L121 140L122 146H121V144L119 145L118 142L115 141L116 139L115 138L113 139V137L115 135L113 137L109 135L110 134L109 133L110 129L108 128L109 130H107V125H108V124L106 125L107 120L105 119L106 120L105 121L103 118H99L100 116L98 117V114H96L97 116L94 114L96 111L92 110L93 108L97 109V107H98L96 105V103H98V101L100 99L96 98ZM237 97H238V95H237ZM237 97L235 95V97H234V99L236 98L235 101L238 99ZM203 99H208V98H204L201 95V97L200 98L197 97L195 99V101H197V100H199V101L201 100L202 101ZM220 99L223 100V102H224V97L219 98V100ZM6 101H7V103H6ZM29 101L30 100H28L26 98L25 101H24L25 104L23 103L22 105H24V106L28 105ZM137 103H138V105H137ZM247 103H245V104L247 105ZM222 104H223L222 101L221 102L219 101V103L217 104V107H216L217 109L214 110L213 113H215V112L217 113V111L219 112L220 108L223 107ZM130 105H132V106L129 107ZM5 107H8V108L5 109ZM249 107H251V106L249 105ZM135 109H137V108H135ZM159 110L162 111L161 108ZM206 110L207 109H204L203 112L204 111L207 112ZM243 110H245V109H243ZM243 110L241 111L242 113H244ZM93 111H94V113H92ZM126 111H124V112L126 113ZM152 112H151V115H152ZM36 113L34 112L33 116H32L34 120H35ZM83 114H82V116H83ZM70 115H72V116L69 118ZM121 116H119V117L123 119V117H121ZM123 116H124V114H123ZM261 116H264V110L262 111ZM261 116H257L255 114V116L251 117V121L253 123H255V122H257V119L259 117H261ZM125 117H128V116H125ZM82 118L80 116V121H81ZM129 121L130 120H128V122ZM124 122L126 123V121H124ZM225 122L228 123L226 119H225ZM118 123H119V121H118ZM139 124L140 123H138V125ZM255 125H256V123H255ZM144 126H145V124H144ZM136 127H138V126H136ZM152 128H153V130H152ZM243 129L244 128H241L240 131H242ZM213 130L210 129V130L207 131V132H209V135H207L206 138L204 137V139L207 140V141L203 140V143L201 145H197L196 144V146H197L195 148L196 150H193V151H191L192 149L191 150H187L188 149L187 148L188 147L187 144H185L184 149H181V146H183L182 145L183 142L182 143H177V144H179V149H178L179 152L175 153L171 157L170 156L168 157V158H170L169 165L168 166L166 165L167 167H169L168 171H167L168 174L165 176L164 171L162 170L163 171L162 176L164 175L163 177H164L165 180H164V185L161 188L165 189L164 199L168 201L169 206H166L167 208L164 206L166 209L165 208L163 209V212H162L163 215L161 217V221L163 222V225L166 226V225H168V224L165 223L166 220L167 219L168 220L171 219V221H170L171 224H169V226H167L165 228L166 230L169 231L168 238L161 239L162 235H161V237L160 236H156L157 233L155 235L154 234H149V232H148V230L146 228H145V234L143 236H141V237L137 236L138 230L142 229L141 227H138V226H140V224L143 223L146 218L149 217V219H153V216L155 214H158V210H155L156 208H154V207L156 206L155 204L158 205L159 202H156V201L157 200L159 201V199H157V200L153 199V196H152L153 192L152 193L148 192L149 194L147 196V199L150 200V201L146 204V206L144 208L143 212H144V216L146 217V218L143 217L144 219H136L134 217H132V218L129 217L131 215L128 216L126 213L123 212L125 209L124 210L121 209L120 211H117V210L116 211H112L111 221L113 223L112 224L113 228H116L114 230V232L116 231L117 235L128 234L129 230H130L131 233L135 232L134 234H136V235H134V237H135L136 240H138V245H140V241L142 239H143V241H144V239L146 241V237H147V241L144 242L143 245H140V247H137L138 249L136 250V253H138V254L135 255L134 261L131 264H139V262H142V264H145L152 257L154 258V255H153L154 253H153L152 249L155 246L151 247V245H150L151 241H159V244H158L159 246L158 247L160 248L159 250H161V253H160V255L157 258H155V261L158 263V262H160L159 260H161L159 258H162L163 260H161V262H160L161 264H179L178 261L182 260V259H183V261L180 262L181 264H263L264 263V257H263V255H264V235H263L264 228L263 227L264 226L263 227L260 226L261 222H257V225L253 224V222H252L253 220H251L252 217H251L250 210L245 209V207L238 208L239 205H241L242 203H245V199H246L247 194H248V192H247L248 190L247 189H246L247 191L245 190V188H244L245 186L244 185H242L240 187L239 194L237 195L238 198L236 199V201L241 200V203L239 205L234 204V208L233 209H231L232 207H230V206L225 207L224 208L225 209L224 213L222 215L220 214L219 218L216 216L217 218L215 219L216 224H218V225L222 224L224 221L227 222L225 231H229L232 228L230 230L231 232H233L232 234L230 233L231 236H230V234L224 235L226 232L223 234V232L217 231L218 228L217 227L215 228L214 227L215 225L214 226L209 225L210 227H207V228H206V226L203 225L204 224L203 221L205 219L203 216L208 211V210H205L206 208H208V207L205 208V206H209V209H212L213 212L217 211L218 208H219V205L221 204L222 198L224 197L225 194H227V191L225 192V194H222L221 192H220L221 193L220 194L219 191H221V188H222L221 184L220 183H216L215 181H212L211 178L216 177V175L219 173V174H223L225 176V178H226L225 180H227V178L229 176L228 172L229 173L231 172L233 174V176H232V174L230 173L231 176L233 177L232 179H234L233 181H235V183H236V181L239 179L238 176H236V172L240 170V172H243V174L246 175L245 169L249 168L247 166H246L247 168H240V167H237V164H233V163L229 164V162L231 161V159H228V156H230L229 155L230 152L229 153L227 152L226 155L223 154L225 156V157H223V160L220 159L221 157H219L218 161L222 160L224 162L223 165L221 164V163H223L221 161L220 163L217 162L218 164L215 165L214 167H212L214 163L210 164L213 161L212 160L213 159L212 158L213 155H212V152H211L212 150L210 151V149H211L210 147L218 148L215 151H218V150L222 149L221 147H218L219 146L218 143H220V142H217L218 138H216V137L219 136V133H217V135H214ZM107 131H109V132H107ZM200 132H202L203 136L206 135V133H204L202 131V129H201ZM112 135H113V133H112ZM13 136H15V137H13ZM209 137H210V139H209ZM253 139H254V137H253ZM243 140L244 139L241 138L240 140H238V143L242 142ZM253 141H255V140H253ZM72 142H71V145L73 144ZM83 143H84V141H83ZM255 143H256V141H255ZM125 144H127V145H125ZM225 144H223V145H225ZM244 144H247V143H244ZM262 144H263L262 147H264V142L263 141H262L261 145ZM65 145L67 146V142H66ZM81 145H82V143H81ZM245 147H246V150L248 152L251 151L248 146H245ZM240 148H241V146H240ZM258 148H261L260 145H259ZM236 149L238 150L237 147H234L232 149V151L234 153H238L239 151L237 152ZM146 150H147L146 154H148V155H146V157H145V156H143V154L141 152L144 153V151H146ZM167 150L168 149H166L165 152L169 151V150L168 151ZM262 150L263 149L261 148L257 152H259L260 154H264ZM182 151H185V153H183ZM181 153H183L182 156L183 157L185 156L186 158L184 157L185 160L184 161L182 160L180 162V164H179L178 160L180 159V154ZM234 153H233V155H236ZM108 154H110V156ZM20 155H21V153H20ZM107 155H108V158L110 160H112L114 165L111 164V166H108L107 158H106ZM0 156H1V153H0ZM112 156H113V158H112ZM162 156H163V154H162ZM214 156H215V154H214ZM250 156H253V155H250ZM166 158H164V159H166ZM197 158H199V159H197ZM250 158L251 159H248V160L250 161V164H251L253 158L252 157H250ZM8 161L5 160V162L3 161V163L2 162L0 163V174L2 172H4V171H8V173L10 172L11 167H10ZM115 161H118V163L115 162ZM184 163L187 164L188 168L184 167ZM195 165H199L198 168L199 167H204L203 171L202 172L201 171L198 172L199 175L197 177H192L191 180H189V179L187 180L188 176H191V173H189V172L193 171L195 169L194 168ZM64 166H60L61 168L59 167L58 169L63 170ZM42 167H44V166H42ZM108 167H112V168L109 169ZM216 167H217V169H221V171L216 172L217 171ZM182 169H184V171L181 173ZM73 171L75 172V170H73ZM87 171L90 172V175H88V173H86ZM57 172L59 173V170ZM8 173H7V175H8ZM60 173H61V171H60ZM185 173H188V174L186 175ZM196 173H197V171H196ZM157 174L158 175L160 174L159 176H161V172H158ZM157 174H155V175H157ZM185 175H186V177H185ZM77 178L78 179H82L80 176L77 177ZM219 178H221V177H218V179ZM53 179L54 178H52L51 180L53 181ZM48 180H50V179L48 178ZM77 181L75 180V182H77ZM157 181H159V180H157ZM244 182H247V181H245L244 179L241 180V184H243ZM48 183H49V181H48ZM149 183L150 182H148V184ZM248 183L249 182H247L246 184H248ZM93 184H95V186L93 187V190L89 191V189L92 187ZM251 184L252 183H249L250 186H251ZM246 186H248V185H246ZM250 186H248V187H250ZM132 187H134V186H132ZM29 188H30V186H29ZM29 188H27V190ZM44 188L46 189V187H44ZM44 188H43V191H44ZM122 188H124L123 185H122L121 189ZM210 188H212V189H210ZM257 189H259V188H257ZM95 190L98 191V192L95 193L94 192ZM143 191H141V192H143ZM195 191H199L202 196L200 195L201 198L200 197H196L194 200L192 198V203H193V206H194V210H192L193 215H191V216L189 215L188 216L187 215V211L183 210L184 207L181 208L182 207L181 204H180L181 207H179V205L177 204L176 201H177L178 198H183V197L186 198V197H190L191 195L193 196V192H195ZM5 193H6V191H5ZM2 195H4V194H2V192L0 191V199H1ZM255 195H257V194L255 193ZM32 196H33V194H32ZM252 197H253V195H252ZM15 198L16 197H14L12 199V200H14L13 203L6 210H4L3 214L1 213L3 219H5L6 217L9 218V214H11V213H9V211H10L9 209L16 208V207H14V203L18 199L15 200ZM28 201L30 202L29 204H31L33 202L32 198H29ZM90 201H92V200L90 199ZM26 202H27V200H26ZM92 203H93V201H92ZM92 203H90V205ZM83 204H82V206H83ZM37 205L38 204L36 203V206ZM34 208H36V207H34ZM78 208L81 211L82 208L79 207V206H78ZM79 209L77 211H79ZM159 210H161V208ZM185 211H186V213H185ZM233 213H240L239 216H236L238 214H236V215L234 214L235 218L236 217L240 218L242 215H243V217L241 219L238 218L237 221H233V219L231 218L232 216H230L231 214L233 215ZM82 214L85 215L86 213H84V211H83ZM159 214H161V213H159ZM245 214H247V216ZM97 216H99V215H97ZM213 216L215 217V215H213ZM108 217H107V219H108ZM188 218H190V219L188 220ZM223 218H224V221H223ZM258 218L260 219L261 217L259 216ZM39 219H41L40 221H44L41 224L42 228H43V225H47V227H49V228L54 225L53 224V225L50 226L51 219H50V217H48V215H46L43 220H42V218H39ZM173 221H176V222L174 223ZM209 222H211V221H209ZM238 222H240V224L237 226V228L234 227V228H236V231L234 232L235 229L233 228V225L236 226ZM107 223H109L108 220L105 221V224H107ZM35 224H33V229L35 228L34 227ZM173 224H175V225H173ZM4 225H7V224H4ZM146 225H148V223H146ZM55 226H57V225L55 224ZM143 228H144V226H143ZM5 230H6V227H4L2 231L4 232ZM17 230H19V229L18 228L15 229L14 232L17 231ZM26 230L24 231L25 234L27 233ZM53 230H54V228L52 227L51 231H53ZM254 230H256V232H254ZM43 231H45V230L40 229L39 232L33 233L34 235L32 236L31 239L34 242L33 245H34L35 249L33 248V250L31 249L29 251V254L30 253L33 254L32 256H30L28 253L27 254L25 253L26 252V248L23 249V245L25 244L23 236H25V235H22V238L19 239L20 240L19 242H15L13 240H10L11 242H9L7 247H8L9 251H13V252L11 253V255L9 254L10 255L9 256L10 259L3 258L0 261V264H41V262L44 260V258H49V259H47V261L49 262L47 264H54V263H56L55 257H56V255L59 252H62L60 257H62L61 263L63 262V264H91L92 263L91 260L86 255H79L77 257H75V256L73 257V256H71L69 254L71 252L68 253V252H66L65 249H62L59 252L50 251V248H48L49 244L46 243L45 241H42V239H44V236L47 234V232L44 233ZM165 231H163V232H165ZM153 233H155V232H153ZM254 235H256V236H254ZM248 236H250L249 239L247 238ZM26 237L27 236H25L24 238H26ZM245 237L247 238V240L243 241V239ZM17 238H19V237H17ZM171 240H172V242L170 243ZM246 241H248V243ZM6 242H8V241H6ZM141 243H143V242H141ZM145 243H147L146 246H145ZM173 244H174V246H173ZM171 245L173 246V249H172ZM16 246H17V248H15ZM144 246L146 248L141 250V248L144 247ZM109 247H111V245L108 246V248ZM147 247H149V249L151 247L152 249H150V251H149V249H147ZM246 247H247V249H246ZM56 248H58V247H56ZM179 248H180V251L178 250ZM170 249H172L171 252L169 251ZM159 250L157 251V253H159ZM183 251H184V253H182V256L180 255L181 256L180 257L179 254H181V252H183ZM250 252H252V253H250ZM119 253H122V252H119ZM20 255H22V256H20ZM28 255H29V257H26ZM161 255H163V256L161 257ZM31 257L33 258L32 261H30ZM114 260L116 261V259H114ZM152 261H154V260H152ZM112 264H114V263H112Z\"/></svg>",
    "mask_w": 264,
    "mask_h": 264
}]
</instances>
